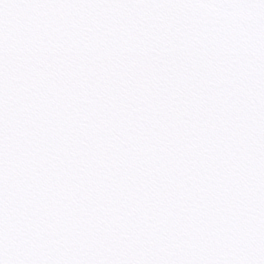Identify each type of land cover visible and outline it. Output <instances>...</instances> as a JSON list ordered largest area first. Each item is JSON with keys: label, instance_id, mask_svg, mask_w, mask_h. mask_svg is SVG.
<instances>
[{"label": "snow or ice", "instance_id": "obj_1", "mask_svg": "<svg viewBox=\"0 0 264 264\" xmlns=\"http://www.w3.org/2000/svg\"><path fill=\"white\" fill-rule=\"evenodd\" d=\"M0 264H264V0H0Z\"/></svg>", "mask_w": 264, "mask_h": 264}]
</instances>
